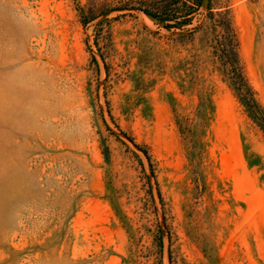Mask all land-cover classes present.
I'll return each instance as SVG.
<instances>
[{"label":"rangeland","instance_id":"374dc122","mask_svg":"<svg viewBox=\"0 0 264 264\" xmlns=\"http://www.w3.org/2000/svg\"><path fill=\"white\" fill-rule=\"evenodd\" d=\"M153 1L0 0V264H264V132ZM211 8L264 108V0Z\"/></svg>","mask_w":264,"mask_h":264},{"label":"trees","instance_id":"16d2710c","mask_svg":"<svg viewBox=\"0 0 264 264\" xmlns=\"http://www.w3.org/2000/svg\"><path fill=\"white\" fill-rule=\"evenodd\" d=\"M180 0H161L149 2L147 8L142 10L148 17L154 19L167 30L173 28L182 29L190 23L191 12L183 22H178L175 15L178 13ZM212 0H193L189 6L190 11L198 10L207 3L209 12L206 27L213 36L210 47L216 62L219 64L222 75L231 90L235 93L240 104L246 109L250 119L264 132V108L257 98V94L251 87L246 77L245 70L240 58V42L233 17L229 11L214 14L211 8ZM178 7V8H177ZM172 22L175 24L172 25ZM205 26V25H204ZM138 149L139 146H136ZM149 162L152 177H155L151 158L146 150H141ZM105 152L108 150L105 148ZM160 196V192H159ZM161 197V196H160Z\"/></svg>","mask_w":264,"mask_h":264}]
</instances>
